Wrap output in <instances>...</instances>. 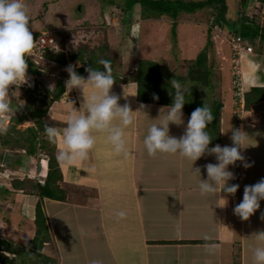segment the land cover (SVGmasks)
Listing matches in <instances>:
<instances>
[{"label":"crops","instance_id":"0c3cea01","mask_svg":"<svg viewBox=\"0 0 264 264\" xmlns=\"http://www.w3.org/2000/svg\"><path fill=\"white\" fill-rule=\"evenodd\" d=\"M108 14L104 13L110 20ZM138 22L142 25L141 20ZM146 26L141 28L142 37ZM150 27L157 29V26ZM183 40L181 52L178 51L182 57L184 51L187 56L185 48L188 49V41ZM147 56L141 58L157 61L161 68L171 60L157 54ZM249 59H242L240 69L245 92L252 86H264V61ZM138 60L137 64H132L134 69L130 72L137 71ZM77 62V66H81L82 63ZM68 78L69 74L65 82ZM137 86L134 80L114 81L110 90L120 97L118 103L121 106L127 103L134 111L133 124L125 129L127 155L113 150L106 132H94L96 143L87 157L71 162L57 159V153L66 147L62 134L49 140V145H54L61 172L58 184L66 198H44L52 241L46 243L43 251L57 258L58 264H91L93 260L100 264H256L254 250L264 247V240H258L255 234L264 231V219L261 218L264 200L260 202V209L247 220L234 214L233 208L242 200L245 185L264 178V100L250 104L247 109L243 95L237 94V102L229 88L221 95V141L216 144L231 145L234 128L246 131L249 137L245 143L252 144L242 149L244 161L229 165L235 178L228 183L240 187L235 195L221 192L228 200L221 207L217 205L222 202L218 193L201 194L199 189L200 180L207 178L204 165L217 162L214 155L206 153L193 164L179 153L148 154L144 137L153 123H159L166 116V106L170 104L140 100ZM94 91L91 84L85 86L84 93L81 88L65 86L60 99L48 101L45 122L47 118L50 126L62 132L70 115L79 113L84 95L90 96ZM7 116L10 117L0 114V117ZM189 118L190 114L183 107V123H170V135L181 136ZM44 136L48 139L46 134ZM6 150L14 157L8 161L9 167L5 165L11 171V178H3L0 183L3 213L0 237L25 245L36 232L35 207L39 195L37 189L28 191L14 187L13 180L36 176L43 183L50 170L49 156L42 148L39 154H29L28 160L24 158L25 149L13 150L0 145L1 159ZM245 162L251 163V167H244ZM193 167H200L201 173H196ZM120 211L126 215L118 216ZM73 235L78 239L77 243L74 238L69 239ZM0 252L12 254L1 249Z\"/></svg>","mask_w":264,"mask_h":264},{"label":"rangeland","instance_id":"374dc122","mask_svg":"<svg viewBox=\"0 0 264 264\" xmlns=\"http://www.w3.org/2000/svg\"><path fill=\"white\" fill-rule=\"evenodd\" d=\"M126 1L127 0H112V2L110 0H24V3L28 15L30 16L29 28L33 35L35 34L37 36L41 31L49 28L57 30L60 36V45H62V36L65 37V40H62H64L65 48L69 50L68 53L71 50L76 51L79 44L83 42L94 48L98 47V45L105 46L102 53L111 58L112 72H117L118 77L123 81L134 80L133 78L135 77L136 70L134 72H130V70L132 68L134 69L132 64H137V60L142 56L148 55L147 57H151L157 54L158 57L161 55L165 59H171L164 63V67L162 65L161 72L164 80L169 82L171 79H175L186 89L193 84H197L202 98L210 108H213L217 102H221V95H225L227 88L233 93L235 101L237 102V100H239L237 93L240 92L239 88L243 86L239 84V82L242 83V79H239L240 75L236 73L237 69L234 68L235 64L241 69L243 58H250L251 60L257 58L260 59L261 62L264 61V44L260 42L256 48L254 47L256 50L254 54L243 53L239 62L233 61V53L235 51L233 47L238 44L239 40L244 41L246 39L236 36L235 32L229 30L226 25L214 23L217 16L216 10L213 7L207 6L192 14L182 12L179 16L181 18L178 17L174 21L173 18L167 14L160 16H143L141 13V4H136L129 15L128 12L124 10ZM115 3L116 6L112 5ZM227 4L228 14L232 18L238 19L242 13L244 16L254 19L264 26V0H227ZM242 8L243 10H241ZM102 9L105 11L102 12ZM104 13H110L108 14V16L110 15V20L106 19ZM185 16L190 17L184 18ZM156 17L157 19L155 20L154 18ZM140 20L142 21V25H139L138 21ZM174 22L176 23V36H173L172 33V25ZM145 25L147 26L143 31L142 37L141 28ZM211 25L213 26L211 27ZM150 26H157V29H153ZM209 28L211 29L210 33L213 42L208 45ZM182 39H184L183 41L185 42L188 41V49L185 48L187 56L184 51V57H196L199 52L208 45L207 63L210 69V75L208 77L210 78L211 84L209 83L203 86L199 80L195 81L196 79L194 80L187 77L188 72L192 68V63L178 53L183 47L181 45ZM252 43L255 44L253 41ZM167 44L168 47H166ZM140 46L142 47L140 48ZM188 50L193 54L188 53ZM35 61L41 66V70L45 75L43 78L36 77L39 80L36 82L40 83V86L37 84L36 87L38 90H35V85L33 84L34 78L30 75H27L28 81L30 80L31 82L30 84H21L19 87L16 85L9 86L13 111L7 113L10 117H0V125H4L6 131L8 130V125L12 124L13 117L20 116L22 112L29 114L30 111L26 108L28 106L32 108L38 107V105H40L41 96L48 91L46 104L42 105V109L47 110L46 106L48 105V101L53 100L52 92L55 90V86L59 81L64 80L68 74L65 70L68 65H57L56 67L53 64L54 62L51 64L48 63L47 58H35ZM71 64H73V62H70L69 65ZM78 64L79 62L76 61V65ZM125 67L127 69H125ZM194 75H198V73L195 72ZM30 77H32V81ZM31 84L33 85L31 86ZM27 88L31 89L32 92H28ZM152 90H154V88L151 89V92ZM164 94L165 93H161L160 96ZM35 96H37V101L31 100V98H36ZM46 123L49 124L47 118ZM16 126L20 130H25L28 126L37 127V124L35 119L29 116V118L22 120ZM6 131L0 133L1 139L9 138L5 136ZM10 136L19 140L20 145H29L28 141L19 139L20 137L18 134L13 133ZM37 136L35 151L39 154L41 153L40 150L44 148L46 154L50 156L51 151L49 150V146L51 149V144L49 145V138L46 139L43 130H40V128L38 129ZM19 144L12 142L9 147L13 150H17ZM0 145L5 147L1 140ZM37 149L39 150L37 151ZM29 156V153L26 152L24 158L30 160ZM2 161L3 158L0 160L2 163L0 164V170L5 167L4 165L9 167L8 165L10 164L8 162L3 165ZM16 163L20 165L21 162L17 161ZM6 172L8 174L11 173V171ZM32 178L39 181L36 176ZM26 179L28 180L29 178L26 177L25 180ZM0 182L2 183L3 180ZM1 200L0 197V218L3 217ZM28 212L32 213V209H29ZM72 238H74L76 243L78 242V239H76L74 235L69 239L71 240ZM46 252L47 251H45V253ZM4 254L14 259L15 264H23L21 261L23 258H26L25 254ZM55 259L56 262L54 264H58V259Z\"/></svg>","mask_w":264,"mask_h":264},{"label":"clouds","instance_id":"9594fccd","mask_svg":"<svg viewBox=\"0 0 264 264\" xmlns=\"http://www.w3.org/2000/svg\"><path fill=\"white\" fill-rule=\"evenodd\" d=\"M29 22L30 16L24 0H0V114L13 111L9 86L16 85L19 87L23 83H31L27 77V75L32 76V74L30 68L27 71L26 54L30 53L36 41H34L32 31H30ZM237 36L246 39L241 35ZM246 41L253 44L251 40L246 39ZM64 50L68 52L67 49ZM98 63L103 65V70L89 67L86 69L87 78L75 71V65H68L65 69L69 74V78L65 82L66 88L78 87L84 93L85 86L91 84L96 91L90 96L84 95L85 99L79 108V113L74 112L70 115L62 132L53 126L46 125L45 132L49 140H55L61 134L63 136L66 147L57 153L58 160L71 162L76 158H86L89 150L96 143L94 132H106L113 150L116 153L128 154L125 129L133 124L134 111L127 103L121 106L118 103L120 97L110 93L115 81L110 67L111 62L101 58ZM239 75V78L242 79L241 70ZM32 77H30L31 81ZM33 84H36L34 79ZM170 84L172 86L170 95L173 96V102L166 106V116L159 123H153L148 128L143 141L146 150L149 155H155L157 152L179 153L190 159L193 164L206 153L214 155L217 162H209L204 165L207 178L200 180L199 189L201 194L218 193L222 202L217 205L223 207L228 203V200L226 196H221V192L235 195L240 187L239 184L228 183L229 180L235 178L234 173L229 170V165L245 160L242 149L252 145L245 143L249 135L240 128H234L231 131V145L216 144L209 147L213 138L206 129L214 117L207 105L198 106L191 112L181 136L170 135V123L177 125L183 123V106L187 101L185 97L187 89L175 79H171ZM237 94L244 97L245 91L242 88V91L240 90ZM153 98L159 99L156 94H153ZM141 107L144 106L141 105ZM113 121H118V123L114 124ZM4 131H6V127L0 125V133ZM243 166L251 167V163L245 162ZM3 169L8 171L6 167ZM193 169L196 173H201L200 167H193ZM8 177L11 178V175L1 177L0 181ZM261 200H264V178L252 185L244 186L242 200L235 205L233 212L240 219L247 220L260 209ZM117 215L124 217L126 213L120 211ZM261 218L264 219V213H261ZM255 234L258 240H264V231H258ZM254 259L256 264H264V247L255 248ZM91 264H100V262L93 260Z\"/></svg>","mask_w":264,"mask_h":264},{"label":"trees","instance_id":"16d2710c","mask_svg":"<svg viewBox=\"0 0 264 264\" xmlns=\"http://www.w3.org/2000/svg\"><path fill=\"white\" fill-rule=\"evenodd\" d=\"M110 1L112 2V0ZM136 4H141V13L143 16H160L167 14L171 16L174 21L180 16V13L182 12L192 14L200 9L210 6L215 8L216 10L217 18L215 19L214 23H222L226 25L229 30L234 31L235 34H239L245 37L247 40L253 41L255 43V48L258 46L259 42L261 44H264V26L254 19L244 16L242 13L238 19H234L229 16L227 0H127L124 10L129 14ZM112 5H116V3ZM241 10H243V8ZM212 26L213 25H211V27ZM210 28L208 34V45L213 42L211 39ZM172 33L173 36H176L175 22L172 25ZM35 36L36 35L34 34L33 39L35 38ZM62 37L61 51L57 53L44 51L45 57L48 61H50V64L54 62L61 66H67L70 64V62H73V64L71 65L76 66L75 71L84 77L88 76V72L86 71V69L89 67L103 70V65L98 63L101 58L109 60L111 62V67V58L107 57V55L105 56V54L102 53L105 49V46L98 45V47L94 48L93 46H90L83 42L79 44L76 51L71 50L68 53L64 50L66 49L64 46L65 37ZM208 45H206L194 59L188 60L191 61L192 68L188 72L187 77L194 80L196 79L195 81L199 80L203 86L208 85L209 83L211 84L210 78L208 77L210 75V69L207 63ZM76 61H80L82 63L81 66H77ZM29 63L31 65L30 71L34 80L37 81V78H43L45 73L41 70V66L36 65L31 61H29ZM195 72H197L198 75H194ZM112 73L116 82H125L118 77L117 72ZM134 78V80L138 83L137 94L140 100L166 104H171L173 102V96L170 95L172 86L170 84V81L166 82L164 80L159 62L151 59L140 58ZM37 84L38 82H36L35 84V90H38L36 89ZM152 88H154V90H152L151 92ZM27 91L32 92V90L28 88ZM47 92L41 96L40 105H38V107L32 108L28 106L26 108L28 109V111H30L29 114L22 112L20 116L12 118V124L8 125V130L5 132L6 138H9H0L2 144L5 147L9 148L12 142L15 144H19V140H16V138H12L13 136H10L14 133L18 134V136L20 137L19 139L26 140L29 143V145L19 144L17 148L25 149L29 154H34L36 152L35 144L38 138V129L40 128V130H43L44 134H46L45 127L46 125H49L44 122V117L47 115V110L42 109V105L46 104ZM64 92L65 79L59 81V83H57V85L55 86V90L52 92L53 100L60 99ZM161 93L165 94L163 96H160ZM153 94H156L159 99H154ZM35 97L36 98H31V100L37 101V96ZM185 97L187 101L185 102L183 107L189 114H191V112L196 107L207 105L205 100L202 98L200 91L198 90L197 84H193L189 86V88H187ZM244 99L245 107L247 109H249L250 104L258 102L260 100H264V86H252L248 91L245 92ZM222 107L223 103L217 102L215 106H213V108H210L214 117L212 122L206 129L213 138L210 145H214L221 141L220 117ZM29 116L35 119L37 127L28 126L25 130H20L19 128H17L16 125L19 124L22 120L29 118ZM49 150L51 151L49 156L50 170L48 172L46 180L43 183L34 179L22 180L20 178H16L13 180L14 187L25 188L28 191H34L37 189L39 195V199L37 200L35 207V224L37 228L34 237L30 239L29 242L25 245L15 244L13 241L0 237L1 250L13 253L15 255H26V258H23V260L21 261L23 264H54L56 262V259L54 257L46 254L43 251L46 243L52 241V235L48 224V217L44 209V198L49 197L64 200L66 197L64 190L58 184L62 177L59 163L54 154V145L51 146V149L49 146ZM14 261V259L10 258L4 253L0 254V264H15Z\"/></svg>","mask_w":264,"mask_h":264},{"label":"built area","instance_id":"2783aa9c","mask_svg":"<svg viewBox=\"0 0 264 264\" xmlns=\"http://www.w3.org/2000/svg\"><path fill=\"white\" fill-rule=\"evenodd\" d=\"M237 36V35H236ZM240 37V36H239ZM242 38V37H241ZM36 43L33 49L30 51V53L26 54V61L28 63V68L31 67L29 61L35 62L36 65H38V62L35 61V58L37 59H45L44 51H51V52H58L60 51L61 45H60V36L57 32V30L54 29H46L43 30L37 37H36ZM234 53H233V61L236 62L242 58V54H254L255 49L253 44L249 43L246 40H239L238 44L233 47ZM234 68L237 69L236 73L239 74L240 68H238V65L235 64ZM240 79V78H239ZM239 84H241L239 82ZM240 90L242 91V87H240ZM7 170L2 169L0 170V178L7 176V173H5Z\"/></svg>","mask_w":264,"mask_h":264},{"label":"water","instance_id":"95a60500","mask_svg":"<svg viewBox=\"0 0 264 264\" xmlns=\"http://www.w3.org/2000/svg\"><path fill=\"white\" fill-rule=\"evenodd\" d=\"M14 157V155L10 154L9 150H6V152L4 153V157H3V164L8 163V161L10 159H12Z\"/></svg>","mask_w":264,"mask_h":264},{"label":"bare ground","instance_id":"6f19581e","mask_svg":"<svg viewBox=\"0 0 264 264\" xmlns=\"http://www.w3.org/2000/svg\"><path fill=\"white\" fill-rule=\"evenodd\" d=\"M41 32H42V31H41ZM41 32H40V33H41ZM40 33H39V34H40ZM39 34H38V35H39ZM38 35H37V36H38ZM235 35H239V34H235ZM37 36H36V37H37ZM36 37L34 38V41L36 40ZM23 84H27V82H26V83H23ZM27 85H28V84H27ZM3 165H4V164H3ZM5 173H7V172H5ZM7 175H9V174L7 173Z\"/></svg>","mask_w":264,"mask_h":264}]
</instances>
